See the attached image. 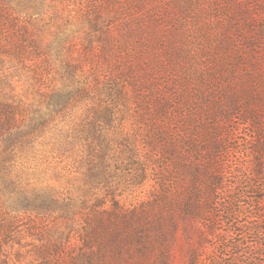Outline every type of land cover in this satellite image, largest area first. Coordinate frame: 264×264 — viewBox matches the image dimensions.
Masks as SVG:
<instances>
[{"label":"trees","instance_id":"obj_1","mask_svg":"<svg viewBox=\"0 0 264 264\" xmlns=\"http://www.w3.org/2000/svg\"><path fill=\"white\" fill-rule=\"evenodd\" d=\"M118 3L0 0V264H173L182 219L208 220L222 191L224 212L242 211L222 128L198 126L186 100L198 84L150 51L163 14L137 0L127 26ZM242 116L256 133L243 195L260 198L263 116ZM253 213L227 230L209 221L189 264H264Z\"/></svg>","mask_w":264,"mask_h":264},{"label":"rangeland","instance_id":"obj_2","mask_svg":"<svg viewBox=\"0 0 264 264\" xmlns=\"http://www.w3.org/2000/svg\"><path fill=\"white\" fill-rule=\"evenodd\" d=\"M136 1L118 0L116 8L121 14V24L127 25L128 8L132 9V24L137 21ZM149 3L150 10L156 7L164 16L163 29L157 28L160 34L154 32L155 38L152 32L147 34V39L154 40L150 51L166 60L174 75L198 84L192 85L193 93L186 100L192 101L198 126L215 121L222 128L224 135L219 141L226 147L225 190L233 189L241 195L234 201L242 210L239 215L229 217L224 212L231 201L222 191L212 198L213 214L208 220L186 217L180 221L172 260L173 264H189L191 248L208 224L215 223L220 230H227L231 224L245 223L250 213L256 212L257 217L253 213L251 220L260 223V236L264 238V191L257 194L260 198L255 192L243 195L246 183H241L243 174L253 176L256 157L252 150L256 138L254 124L245 121L242 115L255 108L264 122V0H149ZM130 45L132 49H141L140 43ZM230 112L233 115L229 116ZM150 189V184L144 185L134 198H146ZM132 199L130 196L128 200ZM255 239L254 234L247 235L249 242Z\"/></svg>","mask_w":264,"mask_h":264}]
</instances>
